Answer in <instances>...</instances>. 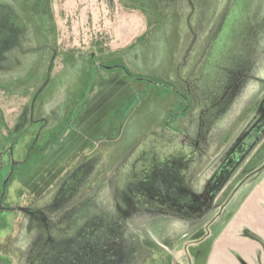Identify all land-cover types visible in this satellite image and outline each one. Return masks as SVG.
<instances>
[{"label": "rangeland", "instance_id": "1", "mask_svg": "<svg viewBox=\"0 0 264 264\" xmlns=\"http://www.w3.org/2000/svg\"><path fill=\"white\" fill-rule=\"evenodd\" d=\"M155 1L164 6L174 0ZM142 2L0 0V213L8 211L0 217V264H253L251 243L264 238L247 209L256 203L264 213V0H212L230 4L229 16H237L228 41L214 50L212 66H220L221 52L234 68L228 66L229 79L222 83L227 86L212 95V103H201L205 89L196 94L193 124L185 123L193 128L191 140L180 133L183 123L174 119L172 103H136L132 112L135 103H85V113L77 116L71 107V118L95 120L87 133L92 126L102 137L97 147L108 144L132 156L112 167L95 164L93 170L91 157H102L98 151L73 166L71 156L63 165L41 156L35 179L40 187L18 188L16 195V115L22 116L20 126L35 116L37 135L53 134L49 122L59 119L65 104L48 102L47 79L38 80L34 71L49 48L50 21L60 50L118 48L121 22L141 15L132 6L142 8ZM220 39L214 33L213 47ZM211 55L203 57V65ZM120 134L109 144L108 137ZM71 139L70 146L82 142L80 136ZM244 140L251 147L222 173ZM45 176L59 182L47 185ZM215 183L222 187L207 198ZM36 204L43 205L38 213L16 210ZM31 231L40 235L34 249Z\"/></svg>", "mask_w": 264, "mask_h": 264}, {"label": "crops", "instance_id": "2", "mask_svg": "<svg viewBox=\"0 0 264 264\" xmlns=\"http://www.w3.org/2000/svg\"><path fill=\"white\" fill-rule=\"evenodd\" d=\"M229 5H213L212 0H174L173 4L162 6L155 0H143L142 8L132 6L142 13V18L139 17L141 15L135 14L121 22L119 34L117 35V32L115 34V39L120 42L118 48L101 50L99 45L96 52L89 53L60 50L55 27L50 21L45 30V41L49 48H45L43 57L35 63L34 71L40 77L38 80L47 79L48 102L53 105L65 104L59 119H51L49 122L54 125L55 130L50 129L53 134L37 135L33 131V126L37 124L35 116L30 115V124H26L27 121L23 120L25 126H20L18 123L22 116L16 115V195L18 188L28 187L35 190V187H40L35 185V179L38 178L36 173L41 156L45 160L59 162L62 165L68 161V159L65 161V157L71 156L73 158L70 164L73 166L74 163L81 161L83 155L92 156L99 152L102 155L100 159L91 157L92 170L96 169L95 164L104 167L109 164L112 167L116 166V163L118 165L126 161L130 154L132 156L133 151L123 152L120 149L118 152L108 144H103L105 149L102 148V144L97 147L102 137L92 132V126L91 131L87 133L89 124L95 123V120L87 121L83 116H80L79 120L75 117L71 118L72 114L69 113L71 107L76 109L75 116H77L85 113V103H126L128 106L135 103L131 112L136 103H172L175 108V111L171 112L175 114L174 119L178 124L183 123L180 133L188 136L185 140L188 138L191 140L194 135L191 131L193 128L186 126L185 123L193 124L191 107L197 98L196 94L205 89L201 103H212L210 101L212 95L218 97L227 86L222 83L229 79L228 68L231 65L234 68L233 64L223 60L221 52L217 57L221 59L220 66H212L214 50L216 52L221 50L223 43L228 41L232 22H236L237 16L228 14ZM215 8L216 11L219 9L220 14L215 12L217 15L214 17ZM239 10L243 11L242 8ZM51 15L50 12V19ZM230 19H232L231 23ZM217 32L221 36L220 45L213 47L214 33ZM209 53L212 54L211 60L208 66L203 65L202 59ZM223 61L226 63L224 67ZM3 94L8 96L4 92ZM3 103L12 102L3 101ZM70 103L76 104L70 106ZM184 103H188V106ZM72 136H80L82 142L70 146L68 141ZM120 137L121 134L116 138L108 137L109 144L111 141L117 143ZM210 150L213 151L212 144ZM107 153L112 155L109 159L105 158ZM116 155L118 157H115ZM144 155H147V152ZM47 164L48 162L46 166ZM72 166L63 171H69ZM109 168L108 170H111ZM45 179L47 185L52 187L59 182L58 178L49 181L45 176ZM251 204H248L247 209L256 219L257 225L264 229L263 211H260L256 203V206ZM42 207L43 205L39 207V204H36L35 209L23 206L16 207V210L38 213ZM43 228L45 227L40 229ZM34 231H31V235L35 236L30 243L31 249H34L38 241L37 236H40ZM47 231L46 233L44 231V236ZM262 235L264 237V234ZM41 241L42 239H39V249ZM260 241L262 243H251L253 264H264V238H260ZM241 244L245 249L248 243L242 241Z\"/></svg>", "mask_w": 264, "mask_h": 264}, {"label": "water", "instance_id": "3", "mask_svg": "<svg viewBox=\"0 0 264 264\" xmlns=\"http://www.w3.org/2000/svg\"><path fill=\"white\" fill-rule=\"evenodd\" d=\"M248 147H251V146H250V143H248V142H246V141L244 140L243 144H242L241 147H240L241 152L238 153V155H236L235 158H233L234 160H233V161L231 162V164H230V165H232L231 168H227V169H225L226 171H223L222 173L228 174L229 170L232 169V167L234 168V166H235L236 163L239 161V159L242 157V155L246 152V150L248 149ZM220 182H222V184H223V181H220ZM222 184H217V183H215L216 188H214V190L212 191V187H211V191H210V193L207 195V198L212 197L213 194H214L217 190H219V189L222 187V186H221Z\"/></svg>", "mask_w": 264, "mask_h": 264}, {"label": "flooded vegetation", "instance_id": "4", "mask_svg": "<svg viewBox=\"0 0 264 264\" xmlns=\"http://www.w3.org/2000/svg\"><path fill=\"white\" fill-rule=\"evenodd\" d=\"M2 206H3V205L0 206V210L2 209ZM6 207H8V206H6ZM9 207H10V206H9ZM12 208L15 209L14 207H12ZM10 211H12V210H10ZM5 212H8V211H5ZM5 212H1V213H0V217H1L2 213H5Z\"/></svg>", "mask_w": 264, "mask_h": 264}]
</instances>
